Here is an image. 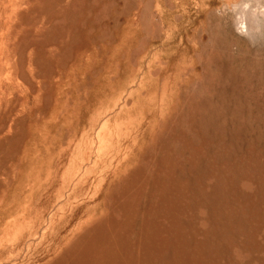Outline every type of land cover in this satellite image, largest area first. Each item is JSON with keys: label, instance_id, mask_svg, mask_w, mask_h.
<instances>
[{"label": "rangeland", "instance_id": "obj_1", "mask_svg": "<svg viewBox=\"0 0 264 264\" xmlns=\"http://www.w3.org/2000/svg\"><path fill=\"white\" fill-rule=\"evenodd\" d=\"M19 1L0 264H264V0Z\"/></svg>", "mask_w": 264, "mask_h": 264}, {"label": "bare ground", "instance_id": "obj_2", "mask_svg": "<svg viewBox=\"0 0 264 264\" xmlns=\"http://www.w3.org/2000/svg\"><path fill=\"white\" fill-rule=\"evenodd\" d=\"M21 1H22V0H21ZM21 1H19V2L22 3L23 1H22V2H21ZM27 1H28V0H26V2H27ZM145 1H146V0H145ZM258 1H259V0H258ZM14 2H15V1H14ZM14 2H13V3H14ZM16 2H17V1H16ZM17 3H18V2H17ZM26 5H27V4H26ZM26 5H25V6H26ZM240 5H241V4H240ZM12 6H15V5H12ZM247 7H248V5H247ZM247 7H246V8H247ZM11 8H12V7H11ZM11 8L9 7V10H10ZM20 8H21V7H20ZM249 8H250V7H249ZM13 9H16V8L13 7ZM17 9H18V8H17ZM23 10H24V7H23ZM15 11H16V12H15ZM15 11H14V12L17 13V10H15ZM245 11H246V10H243L244 13H246ZM10 12H11V11H10ZM18 12H19V10H18ZM247 12H248V16H250V15L252 14L251 12H253V11L251 10V11H250V14H249V10H247ZM260 12H263V13H264V9H263V10L261 9L260 11L258 10V12H257L258 15H257V16H259V14L262 15V13H260ZM4 13H5V12H4ZM6 14H7V13H6ZM8 14H9V13H8ZM13 15H14V13H13ZM244 15H245V14H244ZM246 15H247V14H246ZM254 15H255V14H254ZM8 16H9V15H8ZM255 16H256V15H255ZM255 16H252V17H251V18H252L251 21L253 20V17H255ZM15 17H17V15H16ZM15 17L12 16V19H14ZM259 17H260V16H259ZM259 17H258V18H259ZM6 18H7V17H6ZM6 18H5V19H6ZM10 18H11V17H10ZM255 18H256V17H255ZM8 20H9V19H8ZM8 20H7L6 22H8ZM17 20H18V19H17ZM19 20H20V19H19ZM244 20H245V17H244ZM10 21H11V19H10ZM257 21H258V19H257ZM253 22H255V21H253ZM5 24H6V23H5ZM14 24H16L15 21H14ZM3 25H4V24H3ZM10 25H13V24H10ZM10 25H9L8 27H10ZM246 25H247V24H246ZM4 26H6V25H4ZM250 26H251V25H250ZM239 27H241V26H239ZM5 28H6V27H5ZM251 28H252V27H251ZM6 30H8V29H6ZM12 33H13V31H12ZM12 36H13V35H12ZM9 37H11V35H10ZM2 38H3V37H2ZM5 38H6V37H5ZM3 39H4V38H3ZM6 39H7V38H6ZM8 39H9V38H8ZM8 39H7V40H8ZM4 40H5V39H4ZM4 40H2V42H3ZM5 41H6V40H5ZM9 41H10V40H9ZM9 41H8V42H9ZM3 43H4V42H3ZM6 43H7V42H6ZM4 44H5V43H4ZM4 44H3V45H4ZM8 44H9V43H8ZM4 46H5V45H4ZM5 47H6V46H5ZM8 49H9V45H8ZM9 53H10V52H9ZM1 58H2V57H1ZM15 60H16V58H15ZM12 62H13V61H12ZM13 68H14V67H13ZM10 73H11V72H10ZM7 77H8V76H7ZM12 77H13V76H12ZM8 78H9V77H8ZM10 80H12V79H10ZM14 80H15V79H14ZM2 99H3V98H2ZM105 135H106V134H105ZM111 135H112V133H111ZM110 137H111V136H110ZM106 138H107V135H106ZM219 198H220V197H219ZM176 226H177V225H176ZM95 232H96V231H95ZM95 232H93V233L95 234ZM91 236H92V238H93V235H92V234H91ZM83 239H84V238H83ZM88 241H89V240H88ZM77 243H78V242H77ZM87 246H90V248L92 247L91 245H86L85 247H87ZM74 247H75V246H74ZM76 248H77V244H76ZM93 248H94V245H93ZM87 249H89V247H88ZM103 251H104V250H103ZM103 251H102V252H103ZM108 251H110V250H108ZM73 252H74V251H73ZM92 254H93V252H92ZM103 254H104V253H103ZM112 254H113V253H112ZM74 255H75V254H74ZM108 255H109V254H108ZM100 256H101V255H100ZM75 257H76V256H75ZM99 258H100V257H99ZM102 258H103V256H102ZM105 258H107V256H106ZM111 258H112V257H111ZM68 259H71V258L68 257ZM98 260H99V259H98ZM106 260H107V259H106ZM63 261H64V260H63ZM72 261H75V260H73V259L70 260V262H72ZM101 261H103V260H101ZM68 263H69V262H68Z\"/></svg>", "mask_w": 264, "mask_h": 264}]
</instances>
